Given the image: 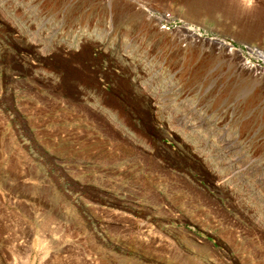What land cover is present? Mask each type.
Masks as SVG:
<instances>
[{
	"label": "rangeland",
	"instance_id": "1",
	"mask_svg": "<svg viewBox=\"0 0 264 264\" xmlns=\"http://www.w3.org/2000/svg\"><path fill=\"white\" fill-rule=\"evenodd\" d=\"M201 24L0 0V264H264V47Z\"/></svg>",
	"mask_w": 264,
	"mask_h": 264
},
{
	"label": "crops",
	"instance_id": "2",
	"mask_svg": "<svg viewBox=\"0 0 264 264\" xmlns=\"http://www.w3.org/2000/svg\"><path fill=\"white\" fill-rule=\"evenodd\" d=\"M259 15L264 20V0H205V24H201L205 29L201 30L207 38L223 40L236 48L250 43L264 47V35L250 36L252 27L257 32Z\"/></svg>",
	"mask_w": 264,
	"mask_h": 264
},
{
	"label": "bare ground",
	"instance_id": "3",
	"mask_svg": "<svg viewBox=\"0 0 264 264\" xmlns=\"http://www.w3.org/2000/svg\"><path fill=\"white\" fill-rule=\"evenodd\" d=\"M190 30H194L193 28H191ZM198 38H201V35H197ZM213 42H216L221 48H225V47H230L232 45L228 44L227 42L223 41V40H217V39H210ZM233 47V46H232ZM232 50H236L237 52H243L242 50L236 49L235 47L231 48ZM247 68H252L253 66L247 65V63H245L244 65ZM259 71V70H258ZM258 74H264V69H261L260 73L258 72Z\"/></svg>",
	"mask_w": 264,
	"mask_h": 264
}]
</instances>
